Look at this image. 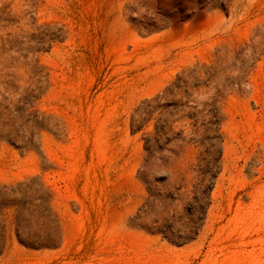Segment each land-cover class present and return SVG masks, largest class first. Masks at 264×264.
Listing matches in <instances>:
<instances>
[{"label": "rangeland", "instance_id": "1", "mask_svg": "<svg viewBox=\"0 0 264 264\" xmlns=\"http://www.w3.org/2000/svg\"><path fill=\"white\" fill-rule=\"evenodd\" d=\"M173 11L0 0V81L38 84L46 114L34 144L0 140V184L45 181L62 232L56 248L26 247L8 211L0 264H264V0H207L179 23ZM205 150L204 168L220 164L206 218L173 243L163 232L186 229L209 184Z\"/></svg>", "mask_w": 264, "mask_h": 264}, {"label": "trees", "instance_id": "2", "mask_svg": "<svg viewBox=\"0 0 264 264\" xmlns=\"http://www.w3.org/2000/svg\"><path fill=\"white\" fill-rule=\"evenodd\" d=\"M207 0H174V11L167 14L174 23L182 22L192 17L204 8ZM37 72L40 67L36 65ZM175 86L178 84L174 83ZM28 86L21 90V86L10 82L0 81V140L16 146H29L34 144L40 132L44 130L46 114L36 105V91ZM217 138H221V122L215 120ZM205 125L204 122L201 123ZM205 132L207 129H205ZM209 138L203 133L198 139L200 145H204ZM207 150L200 152L198 156V176L201 180L209 178V184L199 186L194 196V203L187 208L189 214L188 226L185 230L174 236L165 232L164 236L173 243H185L193 240L199 233L206 218L210 204V195L216 183L220 164H216L215 170L204 168ZM215 160L220 163L222 157L221 146L216 149ZM216 162V163H217ZM210 166V165H208ZM211 167V166H210ZM174 200L178 197L174 195ZM53 190L45 181L37 177H29L14 184H0V253L6 246L7 214L11 211L15 225L16 238L24 246L34 249L56 248L62 241V232L59 217L53 209ZM25 235V236H24Z\"/></svg>", "mask_w": 264, "mask_h": 264}]
</instances>
